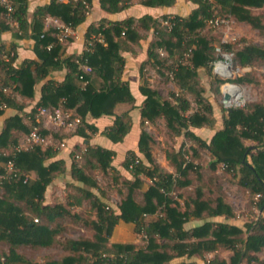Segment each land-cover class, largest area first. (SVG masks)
<instances>
[{"label": "trees", "instance_id": "trees-1", "mask_svg": "<svg viewBox=\"0 0 264 264\" xmlns=\"http://www.w3.org/2000/svg\"><path fill=\"white\" fill-rule=\"evenodd\" d=\"M8 1L12 7L11 19L16 23L12 35L16 39H32L36 58L25 59L15 66L16 44L0 42V115L7 107L17 110L5 119L0 131V243L9 246L8 252L0 254V264L28 263L17 252L18 246L47 247L53 244H60L68 254L57 260L34 264H168L176 257L188 260L197 255L202 259L205 253L219 248L231 251L228 262L214 256L204 259L206 264H264V259L256 255L264 250V101L256 100L241 107L224 109L223 113L219 108L222 127L209 142L190 129L213 127L216 122L212 100L203 94L204 90L196 88L199 69L209 70L216 58L211 38L199 35V30L217 17V7L224 11L222 17H233L254 28L264 29L259 17L252 13V9L264 8V0H189L194 7L185 16L167 13L159 17L145 14L121 20L101 18L88 25L84 33L85 50L69 56L64 54V43L55 37L56 30L44 28V20L50 16L72 28L77 27L85 21L92 0H50L36 6L30 16L28 0ZM98 2L103 10L115 13L134 2L150 7H168L175 0ZM0 17V32L10 29L1 4ZM140 31H145L146 35ZM69 39L67 37L66 40ZM144 39L147 40V57L139 69V91L144 99L139 108L141 127L136 140L137 149H128L120 163L129 173L127 177L113 164V149L90 143L92 134L98 131L91 119L114 116L112 123L100 131L113 143L123 142L131 133L132 121L128 111L116 114L114 109L120 103L133 106L135 98L128 81L122 78L124 53L133 52V46L141 47ZM238 44L235 50V44L231 42H224L221 46L223 50H233L235 64L250 67L235 79L247 82L251 68L264 62V46L244 40ZM159 50L169 56L177 53L175 62L167 69L180 91L194 94V108L183 93H172L168 99H162L149 86L142 71L143 65H153L162 74L167 60L159 57ZM184 51H188L186 62H183ZM82 64L89 66L91 71L83 72ZM63 68L67 71L62 80L49 77L52 71ZM92 78L97 79V85L93 84ZM38 83H41L40 95L30 111H24L23 105L8 92L11 90L32 99ZM38 106H60L77 115L80 124L74 132L51 134L36 118ZM23 116L27 124L23 122ZM159 118L164 119L175 135L182 134L191 141L187 158L181 147L174 154L166 155L175 172H168L155 162L152 138L143 128L144 123H152ZM34 126L41 134H51L62 143L71 135H77L82 138L84 147L74 145L69 151V166L58 157L59 149L52 145L34 144L19 148V136L28 134ZM245 141L252 142V145L245 144ZM200 149H207L213 158L211 169L221 163L229 181L249 192L250 209L262 212L256 219L247 218L241 224L229 222L235 213L222 192L215 197L202 198V188L198 183L202 180V173L193 172L198 168L193 162L199 157ZM78 158H83L84 163L91 167L102 171L111 169L123 177L127 192L117 204L118 210L109 208L93 193L91 188H98V184L82 164L76 162ZM67 169L74 179L69 183H73L80 193L75 202L67 199V203L79 204L81 198L90 200L95 208L91 221L95 232L90 238L61 242L56 236L59 225L55 220L68 215L69 211L64 203H46L45 191L53 179ZM142 176L150 179L146 188ZM190 185H195L193 194L191 191L183 193ZM141 186L144 188L142 200L138 201L133 190ZM174 195L184 198L182 205ZM203 214L224 216V220H205L193 227L186 226L191 217L201 218ZM52 222L55 225L51 227L48 224ZM119 222L132 223L134 232L145 236L143 244L110 242L113 227ZM181 264L198 263L188 260Z\"/></svg>", "mask_w": 264, "mask_h": 264}, {"label": "rangeland", "instance_id": "rangeland-1", "mask_svg": "<svg viewBox=\"0 0 264 264\" xmlns=\"http://www.w3.org/2000/svg\"><path fill=\"white\" fill-rule=\"evenodd\" d=\"M185 0H179L180 3ZM252 13L255 16H258L260 21L264 24V8H255L252 9ZM224 11L217 7L216 9V16L222 17L224 15ZM30 16V14H29ZM1 19V18H0ZM228 26L219 25L216 27L211 26L208 22L205 26L199 30L198 34L207 36L211 38L213 46H221L224 42H231L235 44L234 49L239 46L238 43H241V40L246 41L247 43H251L258 46H264V29L261 28H254L250 24L246 22H239L235 20L233 17H229ZM141 34L145 35V31H140ZM186 38L188 36H185ZM66 40L64 39L62 42L64 43ZM139 48V46H133V48ZM222 47V46H221ZM223 48V47H222ZM233 50L228 52H233ZM188 51L183 52V62H186V55ZM214 54L216 55L215 51ZM147 56H145L146 58ZM159 57L164 60H167L164 64V68H162V74L157 71V68L153 65L145 63L143 65V73L146 78L149 77L151 84L158 90L159 96L162 99H168L170 94H174L176 92L183 93L185 97H187L191 102V107L194 108L193 97L194 94L191 92L180 91L177 88V84L175 83L174 79L169 74V70L167 66L169 64H173L177 58V53L173 55H167V53L163 50H159ZM216 59V58H215ZM231 63L234 65V54L231 56ZM237 76L234 78L229 79L228 81H233L240 84L243 88L245 104L261 100L264 101V62H260L255 64L251 71L248 74L249 81L247 82H238L235 81ZM197 84V89H202L203 94L206 97H209L214 105H217L218 108H221V112H224V108L221 104V93H220V85L224 82V79L218 76L211 65L210 69L207 70L205 68H200L198 71L197 78L195 79ZM175 89V90H174ZM121 111V110H120ZM124 112V111H123ZM122 111L119 113H123ZM190 112L187 111L186 113ZM147 123V122H146ZM146 130L150 134L152 138V154L154 160L163 163L165 168L173 167L172 162L169 158L164 161V157L167 154H174L180 147L181 150L184 152V156L190 155L189 145L191 141L185 138L182 134L175 135L171 129H169L164 121L163 118L156 119L155 122H152L149 125H146ZM37 127V126H36ZM45 129L50 131L51 134H56L59 131H63L65 133L74 132L72 130H64L58 129L52 124H47ZM47 135L48 143L47 145H52L54 148L57 147L59 151L66 146V143L63 142V146L61 145L62 141L59 142L53 135ZM58 134V133H57ZM19 146L24 145L22 138H20ZM204 150V149H202ZM200 149V151H202ZM205 154V151H202ZM203 154H199V157L196 158V162L194 161L193 164L197 166V169H193V172L196 171H203L204 165L205 169L206 164L208 161ZM71 160V159H70ZM195 160V159H194ZM155 161V162H156ZM76 162L82 164L86 173L92 176L97 184L98 188H91L93 193L99 196V198L106 204L109 208L116 210L117 204L120 202L122 197L127 192V186L124 183L123 177L117 174L115 171L109 169L106 171H102L99 168L91 167L84 163L83 158L76 159ZM205 162V163H204ZM69 166V164H68ZM164 169V168H163ZM164 169V170H166ZM208 170V169H207ZM173 172H175L173 168ZM195 174V173H193ZM131 178V176H130ZM226 179L220 180L222 185H226V183L232 184V181H229L228 177H224ZM230 178V177H229ZM133 179V177H132ZM74 181L72 176L67 169L66 172L63 174L57 175L53 182L46 188V195H45V202L49 204L54 203H64L69 211L68 215L60 217L55 220L58 222L59 225V232L56 236H58V240L61 242L65 239H79V238H87L94 236V226L92 225L91 221L94 219L95 215V208L91 206L90 200L86 198H81L79 204L74 203L75 198L80 195L76 186L73 183H69ZM150 181L149 178H147ZM201 180V179H199ZM203 181V180H202ZM201 181V182H202ZM205 182V179L203 183ZM211 182V181H209ZM78 183V182H76ZM208 183L207 181L205 184ZM226 185V191L230 200H232L235 204L237 213L240 215H251L254 217L255 214L259 211L250 209L248 204V194L246 193L243 196L242 193L238 192V189L234 187H230V185ZM235 184V183H234ZM83 186H86L83 184ZM90 188V187H89ZM142 188V189H141ZM143 186L140 188H135L133 190L134 198L138 201L142 200V190ZM192 188L187 187L185 188L183 193L192 191ZM176 192V191H175ZM174 198L177 199L180 204L182 205L184 202L183 197H178L174 195ZM68 200L74 201L73 203H67ZM246 204V205H245ZM242 206V207H241ZM255 212V213H254ZM256 219V217H255ZM132 224V223H131ZM49 226H54L55 223L48 224ZM121 225V224H119ZM115 225L113 229L116 227V232L113 236H142V234L134 232L133 228L134 225H130L125 228V225ZM124 226V227H123ZM113 230L110 234L112 236ZM140 244H143V240L139 237ZM139 244V245H140ZM8 244L7 243H0V254L8 252ZM17 252L21 254L28 263H15V264H34V263H42L47 260H57L61 258L63 255L68 254V251L63 249L60 244H53L47 247H28V246H18L16 248Z\"/></svg>", "mask_w": 264, "mask_h": 264}, {"label": "crops", "instance_id": "crops-1", "mask_svg": "<svg viewBox=\"0 0 264 264\" xmlns=\"http://www.w3.org/2000/svg\"><path fill=\"white\" fill-rule=\"evenodd\" d=\"M49 1L50 0H28V12H29V14L31 15V13L33 12V10L35 9L36 6L42 5V4L47 3ZM60 1H66V0H60ZM193 7H194L193 4L189 0L182 1V3H180L179 0H175L174 4L171 6H168V7H150V6H145V5H142L140 3L134 2L127 8H124L118 12H115V13H110V12L103 10L100 7L98 0H92V5H91L90 11H89L85 21L82 22L77 27L71 28L72 32L68 36V38H70V39L69 40H66L67 38L65 39L66 41L64 42V47H65L64 54L67 56L81 54L86 48L84 33H85L88 25L92 22H97L101 18H107L110 20H121V19H125L128 17L139 18L145 14H149V15H152L154 17H159L160 15L167 14V13L168 14H179V15L185 16V15H188L190 13V11L192 10ZM47 17L44 20V28L45 29L53 28L49 24V19ZM9 26H10V29H7V30L0 32V42H3L5 44H8L10 42H14L16 44L17 57L14 61V65L15 66L19 65L25 59H35L36 57H35V54L32 50L33 40L32 39H16V38H14L12 35V32L15 30L16 26L14 24H9ZM145 35H146V32H145ZM141 45L142 46L139 48L134 47L133 52L129 51V52L124 53L125 68L123 70L122 78L124 80L128 81L129 89L135 98L133 106L126 104V103H120V104H117L115 109H114L116 114H119L121 111L122 112L128 111V114L131 117V121H132L131 133L129 135H127V137L124 139L123 142L113 143L109 138L102 135L100 133V131L105 126L112 123L114 116H103V117H100L97 119H91V121H94L95 125L98 127V131L95 132L94 134H92V136L90 138V143L93 145H100V146L105 147V148L113 149L115 151L113 164L120 170V173L122 175L127 176V177L129 176V173L121 167L120 163L123 160V158L126 154V151L128 149H133V150L137 149V141L136 140H137V136H138V133H139V130L141 127L139 108H140V105L142 104V101L144 99V95H142L141 92L139 91V84H140V80H141L140 74H139V69H140L141 62L144 61L145 56H146L145 50H146V46H147V40L146 39L141 40ZM66 71L67 70L65 68H63L61 70L52 71L50 73L49 77L56 79L58 81L62 80ZM147 80L150 81L149 77L147 78ZM92 82L94 85H97V83H98L97 79H95V78H92ZM41 83H38L36 85L35 96L32 99L24 98L21 95H19L18 93L12 92L11 90H8V92H10L12 97L17 102H19L20 104L23 105L24 111H30L31 108L34 107V105L38 101V98L40 95ZM149 86L158 92V90L151 84V82H149ZM212 104H213V102H212ZM213 110L216 114V122H215L213 127H208V126L190 127L191 131H193L196 135H198L200 138H202L206 142H209L211 137L214 135V133L222 127V121L220 118V109L218 108L217 105H214ZM16 112H17V110H15L11 107H7L4 110L3 114L0 115V131L3 128V124H4L5 119L7 117L15 114ZM22 120L24 123L27 124V119L24 116H23ZM149 124H151V122L144 123L143 128L146 130V127H147L146 125H149ZM23 136L22 135L19 136L18 141H17L18 145H19V142L21 140L20 138H22ZM65 143H66V146L59 151L58 157L63 158L64 161L66 162V165L68 166V164H70L69 151L73 148L74 145L79 146V147H84V145L82 143V138L77 136V135H71L69 138H67ZM245 144L252 145V142L245 141ZM202 151H205L204 152L205 154H203ZM202 151L199 150V153L203 154V156H205L207 158L206 161H208L206 164L207 165L206 168L208 170L205 169V165H204L203 171L201 172L202 173V180L204 181V179H205V182L207 181L208 183L205 184V182L203 183L202 180H201L202 182H198L202 188V192H203L202 198L206 199L210 196L215 197L216 195H218V193L222 192L224 195L225 201L230 205L231 209L235 213V217L229 219L228 220L229 222L241 224L247 218H255V217L259 216L262 213L260 210L255 214V217H251V215H246V214L240 215L237 213L234 202L232 200H230L229 197H227L228 194L226 191V185L229 183H226V185H222L220 182V180L226 179L224 177H227V175L224 174V172H223V169H222L223 167L221 166V163L218 164L215 169H211L210 163L212 162L213 158L210 156V153L207 149H204ZM166 160H167V158L165 156L164 161H166ZM194 161L196 162V159ZM156 163L160 167L166 169L165 168L166 165H164V162L160 163V162L156 161ZM173 168L174 167L167 168L166 171L173 172ZM141 180H143L144 188H146V186L149 184V181L147 180L146 177H143V176L141 177ZM209 181H212V182H209ZM229 185H230V187H234V189L237 188L238 192L242 193L243 196H245L246 193L249 195V192L247 190L239 187L238 185H236L234 183L229 184ZM188 187L193 189L191 192L189 191L190 194H193L195 185H190ZM45 193H46V191H45ZM248 198H249V196H248ZM255 209L256 208H254L253 210L256 211ZM116 210H118V209H116ZM204 214L202 215L201 218L191 217L189 219V221L186 223V226L187 227H193V226H196V225L203 223L205 220H213V221H223L224 220V216L208 217ZM146 217L150 218L152 216H146ZM119 224L125 225L126 229L128 226L132 225L131 223H125V222H119L117 225H119ZM121 225H119V226L121 227ZM120 229H122V227ZM115 232H116V227L113 229L112 236H109L110 242L134 243L136 245H139L141 243L138 240L140 236H113L115 234ZM87 238H89V237H87ZM230 255H231V251H229L227 249L219 248L218 250L205 253L204 257L202 259L199 256L194 255L191 258H189L188 260H193V261L197 262L198 264H206L204 259H211L214 256H217V257L222 258L228 262ZM256 255L260 259H264V250L257 252ZM188 260L183 259L182 257L181 258L176 257V258L171 259L168 264H181L183 261H188Z\"/></svg>", "mask_w": 264, "mask_h": 264}, {"label": "built area", "instance_id": "built-area-1", "mask_svg": "<svg viewBox=\"0 0 264 264\" xmlns=\"http://www.w3.org/2000/svg\"><path fill=\"white\" fill-rule=\"evenodd\" d=\"M0 4L5 8V19L9 24L16 23L11 19L12 7L8 0H0ZM49 24L56 30L55 37L58 41L62 42L71 34L70 26L64 24L61 20L48 16ZM228 17H216L208 21V23L213 26L224 25L228 26ZM214 51L216 53V59L211 63L214 72L224 79V82L220 85L221 93V104L225 110L233 107H241L245 105V98L243 88L240 84L236 82L228 81L235 76H242L245 72L250 70L249 66H239L237 64L231 63V56L233 52H228L223 50L221 46H214ZM81 69L83 72H90L91 68L85 64H82ZM81 77V76H80ZM225 95L228 97L225 98ZM36 118L40 122L41 126L45 128L47 124H52L58 129L72 130L75 131L80 124V118L74 115L69 110H63L60 106L57 107H46L38 106L36 109ZM24 145H18L19 148H27L31 145H46L48 143L47 135L40 133L39 129L34 126L28 134L22 137ZM63 146V143H61ZM10 167V162L8 163ZM143 240L145 236H140Z\"/></svg>", "mask_w": 264, "mask_h": 264}, {"label": "water", "instance_id": "water-1", "mask_svg": "<svg viewBox=\"0 0 264 264\" xmlns=\"http://www.w3.org/2000/svg\"><path fill=\"white\" fill-rule=\"evenodd\" d=\"M228 96L227 95H225V98H227Z\"/></svg>", "mask_w": 264, "mask_h": 264}]
</instances>
